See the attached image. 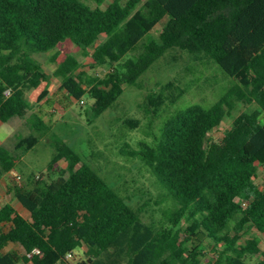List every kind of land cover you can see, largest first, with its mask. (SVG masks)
Instances as JSON below:
<instances>
[{
	"label": "trees",
	"instance_id": "1",
	"mask_svg": "<svg viewBox=\"0 0 264 264\" xmlns=\"http://www.w3.org/2000/svg\"><path fill=\"white\" fill-rule=\"evenodd\" d=\"M104 3L0 0L1 122L26 117L31 109L27 92L47 81L35 55L68 40L87 55L94 47V67H116L106 77L86 80L81 61L69 55L55 71L61 86L39 94L33 129L47 128L57 105L67 111L87 94L99 117L123 94L124 84H136L174 48L213 60L236 84L210 108L196 104L171 116L158 143L136 153L171 192L175 205L164 213L167 227L159 232L146 224L104 178L81 164L74 149L57 142L46 173L50 180L11 189L30 218L9 202L0 204V264H65L79 249L87 259L78 264L121 258L124 264H202L204 236L214 248L221 247L208 264H247L264 257L259 240L239 243L246 226L264 233V188L256 181L264 167L261 114L241 113L220 141L211 135L234 109V99L255 102L264 112V0H114L102 8ZM164 20L159 39L145 44L138 57L130 56ZM103 36L107 39L101 42ZM146 101L155 110L165 102L162 94ZM38 142L31 134L19 139L14 150L0 146V182L15 169L20 154ZM62 160L67 169L60 170ZM9 245L17 249L8 252Z\"/></svg>",
	"mask_w": 264,
	"mask_h": 264
},
{
	"label": "rangeland",
	"instance_id": "2",
	"mask_svg": "<svg viewBox=\"0 0 264 264\" xmlns=\"http://www.w3.org/2000/svg\"><path fill=\"white\" fill-rule=\"evenodd\" d=\"M113 1L105 0L101 7L107 8ZM122 2L126 3L127 0ZM87 3L93 8L98 6L90 1ZM165 22L166 20L159 23L130 56L138 57L143 53L145 44L151 40H158ZM106 39V36H103L100 41ZM93 51L94 47H90V54L87 55L82 48L68 40L64 45L48 53L35 55L47 74V81L40 88L27 92L26 98L31 109L26 117H15L5 123L0 121V146L14 150L19 139L31 134L36 135L39 142L27 153L20 154L15 169L1 180L0 204L9 202L20 214L30 218L29 211L12 190L16 186L31 187L38 181H42L43 185L44 181L50 180L51 177L46 173L57 152L56 143L62 142L79 154L81 164L93 168L135 210L139 211L146 224L152 225L160 232L168 223L164 213L172 208L175 202L171 192L136 153L145 144L154 146L158 143L163 125L171 116L196 104L210 108L224 95L229 94L236 82L213 60L174 48L167 51L136 84H124L123 94L99 117L94 116L92 111L94 99L87 94L82 101L73 100L72 107L67 111L57 105L48 127L40 131L33 129L31 116L39 106V94L44 88L48 87L50 92H54L61 86L62 79L55 75V71L69 55L81 61L83 66L80 71L85 72L86 80L90 76L106 77L116 67L111 64L94 67L91 56ZM153 94H162L165 100L158 110H155L153 105H147L148 96ZM233 103L234 109L230 115L226 116L222 125L211 134L217 141H220L225 131L233 125L235 117L243 112H259L264 122V112L255 102L246 103L234 99ZM59 166L60 170L67 169L68 163L62 160ZM15 176H20L21 179L17 180ZM56 177L57 174L52 175V178ZM256 181L264 188V167L260 168ZM182 226L185 229L188 223L184 221ZM241 236L240 244L257 239L264 250V233L256 228L246 226ZM202 239L205 246L202 264L216 261L221 247L214 248L217 245L207 236ZM15 249L17 247L11 245L6 251ZM263 258V256L253 258L247 264H261ZM86 259L84 249H79L65 264H78ZM125 261L126 258H121L118 262L106 260L104 263L124 264Z\"/></svg>",
	"mask_w": 264,
	"mask_h": 264
},
{
	"label": "built area",
	"instance_id": "3",
	"mask_svg": "<svg viewBox=\"0 0 264 264\" xmlns=\"http://www.w3.org/2000/svg\"><path fill=\"white\" fill-rule=\"evenodd\" d=\"M10 94H11V89H8V90L6 91V95H10ZM15 179L20 180L21 177H20V176H18V177L15 176ZM240 203H241V206H242V207H247L248 204H249L248 200H245V199H242V200L240 201ZM72 256H73V254H69V255H68V258H70V257H72Z\"/></svg>",
	"mask_w": 264,
	"mask_h": 264
},
{
	"label": "crops",
	"instance_id": "4",
	"mask_svg": "<svg viewBox=\"0 0 264 264\" xmlns=\"http://www.w3.org/2000/svg\"><path fill=\"white\" fill-rule=\"evenodd\" d=\"M29 213H30V212H29ZM24 217H25V216H24ZM9 246H11V245H9ZM9 251H10V250H9ZM9 251H8V252H9Z\"/></svg>",
	"mask_w": 264,
	"mask_h": 264
}]
</instances>
